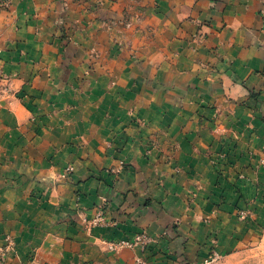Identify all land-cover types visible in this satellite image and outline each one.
Listing matches in <instances>:
<instances>
[{"label":"crops","instance_id":"0c3cea01","mask_svg":"<svg viewBox=\"0 0 264 264\" xmlns=\"http://www.w3.org/2000/svg\"><path fill=\"white\" fill-rule=\"evenodd\" d=\"M81 1L13 0L9 8L0 0V142L11 137L16 121L25 123L31 113L13 95L1 96L4 71L17 74L10 79L12 88L24 87L37 96L35 109L43 119L53 125L58 121L54 111L69 100L70 89L64 95L60 87L63 49L55 37L59 34L56 23L64 4L68 33L84 25L82 21L89 19L83 14L85 1L94 0ZM106 1L110 7L112 1ZM171 2L176 5L175 13L173 20L166 21L174 30L164 31L173 43L170 52L178 51V56L151 54L150 63L157 65L154 80L138 78L134 84L130 74L138 65L133 67L125 60L117 67L114 56L104 65L118 79L110 95L117 99L115 104L124 95L129 98L127 88L138 90L124 110L112 108L117 116L99 129V136L113 140L112 147L105 148L108 156L92 154L94 146L87 149L89 155L84 152L80 156L66 147L58 153L57 165L34 163L39 150L18 163L15 153L0 146V245L7 233L16 242L15 251L0 264H137V256L152 263L199 262L208 255L213 231L219 234L221 250L236 248L241 223L237 207L252 209V215L260 211L261 215L253 217L264 220V164L260 163L264 159V0ZM165 17L159 13L153 19L160 24ZM166 36L156 40L164 43ZM77 40L92 41L90 36ZM179 41L184 46L178 45ZM74 66L70 71L73 84L82 73ZM101 69L93 67L92 76L98 77ZM108 73L104 72L107 79ZM94 81L85 82L88 90L103 89ZM74 85L78 87L77 82ZM81 90L71 92L78 105V97L89 96ZM214 105L222 111L228 129L218 139L207 125ZM130 106L136 107L132 114L126 113ZM20 107L23 110L18 114ZM135 115L145 117L148 127L132 123ZM159 127H165L179 142L171 164L158 151L146 155L147 136ZM69 134L65 131L60 137ZM45 137L46 133L40 139ZM221 149L231 156L225 171L213 163ZM120 161L126 163L121 173H109L107 169ZM70 162L74 164L73 179L57 184L59 192L36 184L34 174L56 176ZM18 165L19 172L27 175L21 185L30 190L6 182L18 173ZM240 175L244 179L238 178ZM198 185H202L200 191L192 195ZM34 188L43 194L31 196ZM103 196L108 199L105 218L109 224L90 225ZM254 219L251 221L256 223ZM140 232L153 240L146 249L108 252L105 248L103 241L133 239Z\"/></svg>","mask_w":264,"mask_h":264},{"label":"rangeland","instance_id":"374dc122","mask_svg":"<svg viewBox=\"0 0 264 264\" xmlns=\"http://www.w3.org/2000/svg\"><path fill=\"white\" fill-rule=\"evenodd\" d=\"M12 1L13 0H1V2L9 8L12 5ZM110 1H112L110 7L106 6V4H109L106 0H94L89 4L88 1H85L83 14L87 18L89 17V19L82 21L85 22L84 25H78L77 28L69 33L65 26L67 23V9L64 4L60 9L56 23L59 29V34L55 36L59 37L62 46L61 48L63 49L61 55L63 74L60 75V87L63 89L62 92L64 95L67 94L68 89H70V93L67 95L69 100L60 104L58 110L54 111L56 113L55 116L58 119L56 124L53 125L46 119H43L42 115L36 111L35 108H37V105L34 102V99L37 96L30 95L24 87L18 88L17 90L12 88L10 85V79L11 77L17 78V74H9L6 71L2 73V77L6 81L2 86L1 96L3 98H8L10 95H13L29 113L31 112L25 123H19L16 121V124H13V128L17 131L12 128L13 131L11 137H3L0 142V146L3 145V147L9 148L10 153L12 152L16 154L18 163L22 160L26 161V159L32 158L37 154L36 150H39L38 155L43 157V159H41L42 162L39 157L38 159L33 158L34 163L36 161H39L40 163L47 162L54 166L58 163V153L66 147L67 150L72 149L74 154H79L80 156L84 152L89 155L90 151L87 149L90 146H94L92 154L99 156L102 155L103 157L108 156L105 148H111L113 140L102 137V134L99 136V129L107 126V121L114 119L117 116V112L113 111L112 108L117 109L118 111L124 110L127 101H129V99L133 100V95H136L138 90L133 89L132 87L127 88L126 94L129 93V98H126L124 95L126 99L120 97L118 104H115L117 99L110 97V95L113 92L112 88L117 86L118 79L115 78V76L113 77L110 69L107 67L104 68V65H109L113 59L117 60L114 64L117 67H121L125 60H127L133 67L138 65V70L135 68L132 74H130V77L135 79V84L138 81V78L150 81L154 80V76L157 75V65L150 63L149 58H151V54L161 52L164 53L167 58L173 57L174 59L178 56V51L170 52L173 43L170 42V36H166L164 31V28L174 30L170 26L171 22L167 23L168 20H173L172 13H175L174 9L176 8V5H173L171 2L173 0ZM114 2L118 3L120 6L114 5ZM159 13L166 15L165 18H162L160 24L156 23V20L153 19L154 16ZM178 29H180V27ZM163 34L164 37L166 36L167 40H165L164 43H160L156 39L157 37L162 38ZM81 36H90L92 41H89V43L80 42L77 38H80ZM193 36V38L196 39V35L193 34ZM189 41L191 40L189 39ZM178 45L184 46V42L179 41ZM178 45L176 44L175 48H177ZM177 50H179V48H177ZM2 52L3 49L0 47V54H2ZM111 56H114L113 59H111ZM72 66L79 67L76 69L77 72L82 70L81 77H78L74 81V84L75 82L78 83V87L72 83L73 73L70 72ZM95 66L97 68H102L101 70H103L102 73L99 72V76L96 77L97 79L94 78L95 75L92 70ZM106 71H109L108 79L105 78L104 72ZM92 79H95L94 82H98L103 89L92 87L88 90V85H86L85 82L91 84ZM93 84L96 85V83ZM79 87L82 88V93H87L89 96L87 98L84 96L78 97L77 99L80 101V104L78 105L73 102L75 95L72 96L71 92L74 88ZM114 93L119 92L115 91ZM29 97L34 98L31 100ZM135 108V106L127 107L126 113H134L136 110ZM213 108L215 111L212 113V117L209 118L212 121H210L211 123H207V125L209 126L210 132L218 139L220 136L222 137L227 134L228 129L226 126V128L224 127L223 117L220 115L222 111L216 105H214ZM21 110L23 109L20 107L17 113H21ZM47 115L49 114L46 113L45 116ZM147 121L148 120L145 117L144 119L136 118V115L131 120L132 123L140 125L142 128L148 127ZM3 124L8 125V122L4 121ZM110 125L111 124H109V126ZM29 131H33L34 135L28 136ZM65 131H69L70 134L67 137L61 138V133ZM44 133H46V137L42 140L40 138ZM93 141L98 142L94 144ZM145 143L147 156H150L152 153L155 155L158 151L159 154L161 153L165 156L164 160L167 164H171L175 161V153L177 148H179V142L169 134V131L165 127L153 128V130L149 132ZM81 149H84V151ZM230 157L228 151L221 149L218 152L217 159H213V163L218 170L225 171V167L231 162L229 160ZM2 160L8 161V159H5L3 156ZM260 163L264 164V159H262ZM125 166L126 163L120 161L119 165L113 166L107 170L111 174L119 175ZM101 169L106 170V165H102ZM17 170V174H14L13 177H8L6 179L7 181H5L10 186L12 185L16 188H22L23 186L21 183L25 180L27 175L19 172V165ZM73 173L74 164L70 162L63 168L60 174L58 173L56 176L50 174L40 175L39 173L34 174L35 176H33L36 184H43L47 187V190L52 189L54 193H57L59 192L57 184H65L69 182L73 179ZM238 178L244 179L242 175L238 176ZM201 187L202 185H198L196 188L197 190L193 189L194 191L192 192V195L199 192ZM27 190L30 189L26 186L23 187V191ZM43 192L44 191L41 189L34 188L31 192V196H38L43 194ZM107 202L108 199L105 196L101 197V202L97 207L96 215L89 222L90 225L106 226L109 224L105 218ZM252 213L253 210L248 207H237V217L238 221L241 223L237 230V237L240 242L237 244L236 248H228L226 251L221 250L219 247V244H221L218 236L219 234L213 231L209 235L208 242L210 248L206 257L199 262L186 263L182 259H177L174 263L264 264V220H258L256 217H253L254 215H257V217L261 215L260 211L254 212V215H252ZM101 216L103 220H101ZM96 217L100 220L95 224L93 220ZM252 219L257 220V222L255 223L251 221ZM248 222L251 224H248ZM107 241L112 240L103 241L106 250L108 252H113L107 249ZM15 248L16 242L13 235L7 233L4 238V244L0 245L1 262H6L8 256L15 251ZM206 259L208 262H206Z\"/></svg>","mask_w":264,"mask_h":264},{"label":"built area","instance_id":"2783aa9c","mask_svg":"<svg viewBox=\"0 0 264 264\" xmlns=\"http://www.w3.org/2000/svg\"><path fill=\"white\" fill-rule=\"evenodd\" d=\"M100 218H101V220H103L102 216ZM99 220L100 219L96 217L93 220V222L96 224L99 222ZM152 241H153L152 238L148 234L141 232V233L137 234L133 240L121 239V240L107 241L106 247L109 251H113V252H117L123 248L141 247L142 249H146L151 244ZM215 258H213V259H215ZM135 260H136L137 264H178V263H170V262L152 263L142 256H137ZM206 262H208L207 259H206Z\"/></svg>","mask_w":264,"mask_h":264}]
</instances>
